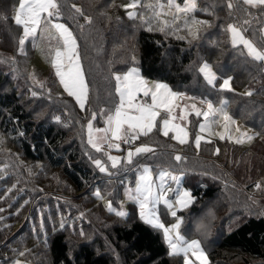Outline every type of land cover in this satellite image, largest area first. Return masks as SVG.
Here are the masks:
<instances>
[{"label": "trees", "instance_id": "trees-1", "mask_svg": "<svg viewBox=\"0 0 264 264\" xmlns=\"http://www.w3.org/2000/svg\"><path fill=\"white\" fill-rule=\"evenodd\" d=\"M128 1L97 0L94 3L92 0H69V2L60 0L63 5L62 19L68 23L78 38L82 64L89 82L90 97L86 110H81L72 97L61 92L53 71L47 73L41 70V73L42 71L47 73L46 85L51 88L52 97L47 99L48 107L42 106L45 111L40 118L38 108L33 102L36 96L33 97L30 91H39L41 95L38 97H41L42 91L39 87L30 85L27 78H16L10 69L7 71L0 67V130L17 142L28 160L46 164L53 169L59 168L81 192L86 185L94 181L95 173L82 159L80 139L85 137L84 126L79 121H75L73 126L61 121L69 112L64 106L70 100L76 106L72 105L73 112H82L84 115L87 110L109 108L118 102L112 73L123 72L134 64L132 60L127 61L128 57L132 58L128 49V38L134 33L139 43L137 64L146 78L164 81L179 91L209 95L216 103L224 99L229 104L233 96H245L243 94L249 89L252 90V95L264 96L263 65L248 57L242 45L234 47L225 30L226 25L235 22L237 16L244 18L243 11H234L230 17L226 0H198L196 12L209 21V25L202 28L197 39L188 37L179 39L176 34L167 30L161 32L155 26L152 31H149L146 25L135 29V23L128 22L126 10L121 7ZM238 2L240 0H233V3ZM73 3L76 5L82 3L85 13L93 17V23L85 25L86 29L83 31L77 27L78 23L83 22V18L73 20L72 15H77L69 7ZM17 4L18 0H0V44L8 50L13 49L16 42L18 47L19 36L22 33V28L15 25L11 18L14 14V6ZM246 7L241 3V8ZM203 8H207L208 11H201L200 9ZM248 10L259 19L252 21L245 34L258 42V30L261 21H264V13L257 8ZM4 16L8 19H2ZM28 49L33 51L30 47L25 48L22 55L26 56ZM203 61L212 64L216 70L215 88L208 85L203 75L198 72V67ZM229 76L232 77L231 88L220 89L219 85L223 79ZM261 99L264 100V97ZM56 116L61 120L56 121L54 119ZM248 123L254 124L251 120ZM100 124H102L101 120L97 125ZM20 132L24 135H19ZM262 143L261 147H252V152L238 150L227 158V161L231 158V165L235 166L231 173L237 183L249 185L264 177V141ZM226 170L227 175L229 170ZM227 181L221 180L219 185L217 183L193 185L191 191L196 200H212L219 193H228ZM14 190L16 189L13 187L11 191ZM239 195L243 199L240 201L241 204L245 202V195L244 197L240 193ZM226 207L227 204H223L220 210ZM192 209L195 212L200 210L195 205ZM248 210L251 211L249 214H244L243 217L235 220L226 231L223 229L221 237L214 242L211 241L212 245L206 243L208 241L204 239L205 235H194L204 243L210 259L209 264H236L233 261H244V264H256L253 263L254 261L264 262V215ZM0 213L5 215V209ZM11 220L5 217L2 226L3 223L6 224ZM3 231L4 228L0 227V233ZM50 235L48 254L51 264H112L108 254L98 252L90 243H83L71 251L66 232L63 230L55 229ZM111 235L116 243L122 246L129 264H171V259L175 257L168 254L169 249L161 229L145 223L139 216L133 218L129 215L127 222L119 223L112 228ZM10 241L0 247L5 249L1 251L10 252L12 244ZM1 258L4 257L0 256ZM28 258L32 257L28 256ZM179 260L183 264L182 255H179Z\"/></svg>", "mask_w": 264, "mask_h": 264}, {"label": "rangeland", "instance_id": "rangeland-1", "mask_svg": "<svg viewBox=\"0 0 264 264\" xmlns=\"http://www.w3.org/2000/svg\"><path fill=\"white\" fill-rule=\"evenodd\" d=\"M92 1L95 3L97 0ZM67 2H69V0H67ZM129 2L130 0L128 3ZM143 2L150 3L154 2V0H143ZM163 2H166V0H163ZM178 2H182V0H178ZM86 3L87 1L85 2V6ZM78 6L85 10L82 3ZM139 11L149 14L146 9H140ZM125 15L127 16L126 13ZM199 15V13L195 12L196 19L205 20ZM72 17L73 20L79 18L77 15H72ZM163 18L171 22L170 15ZM127 19L129 23L131 21L135 23V29H139L142 26L139 20H130L128 16ZM58 22L68 25L62 18ZM81 24H84V20ZM153 26H155V22ZM146 27L148 26L146 25ZM203 27L205 26H200V31ZM84 29H86V26ZM71 30L73 31L72 28ZM170 32L177 36L191 38L183 25H181L179 30ZM56 35L55 30L50 28L38 30L34 43L32 37H29L28 40L25 41L24 49L30 47L33 50L29 51L28 49L26 56L19 52V43L18 47H16L17 42L11 50L6 49L0 44V67L3 70L8 71V69H10L16 78H27L29 84L33 86L39 87L37 81L45 83L43 89L39 87V90L42 91V96L38 97L37 95L36 100H33L38 108V115H41L40 118L45 111L42 106L46 105V107H48L49 101H47V99L52 97V94L50 93L49 95L48 92L50 87L46 85V75L49 71L55 73L51 65V56L54 54L53 50L55 47L58 46V41L55 38ZM74 35L76 36L75 33ZM11 40L13 41V39ZM17 40L18 36L16 38V41ZM127 44L131 57H135V61L130 57L127 58V61L132 60V63H134L128 68L138 67L140 69L137 64L139 43L136 33L128 38ZM12 57L15 59H11ZM210 65L216 73L213 65ZM127 69H125V71ZM41 70L47 73H44V71L41 73ZM141 75L143 76L142 72ZM146 79L149 82L160 81L150 78ZM169 86L172 88L171 85ZM59 88L62 93H66L60 84ZM172 90L186 94V97L179 101L182 105L196 103L198 107L206 109L207 105L200 103L201 98L212 100L209 95L206 96L203 93H189L186 90L179 91L174 88H172ZM38 93L41 95L39 91ZM261 97H264L263 94L233 96L232 99L229 100V104L227 103L228 113L236 120V125L230 126V134L234 138L239 135V133L235 131L236 126H238L242 132L246 131L249 132V134L259 133V135L254 136L252 141L249 142L245 140L244 143L237 144L234 138L231 140L228 139L229 132H225V138L220 139L218 134L225 131L222 118L218 123L212 125L211 135H209L208 131L200 132L199 125L204 122L203 117H196L194 112H190L188 121L186 122V128L189 132L188 142L186 144H180L178 141L172 140L170 137L173 133L171 132L169 137H165L154 129L148 136H141L134 144V146H139L141 144L149 145L153 148V152L134 157L135 163L133 165L127 166V168L118 166V170L112 169L110 162L107 161V157L102 153L96 152V150L87 143V121L91 118V112L93 110L85 111L86 113L84 112V115H82V112H80L81 114L76 111L73 112L72 105L75 106V104L69 100L64 106L66 109H69L68 116L66 117L63 114L64 117L60 120L71 126L74 125L75 121H79L83 124L85 137L80 139V141H82V159L91 167L90 169L93 170V173H95L93 176L94 181L86 185L82 192L74 187L70 179L59 170V168L53 169L46 164L28 160L23 155L17 142L9 138L5 133L3 134V131L0 130V141H2L0 142V209H5L6 212L5 215L0 213V217L3 219L9 217L12 219L6 224L3 223V226V219H0V227L4 228V231L0 233V247L3 244L7 245L10 240V242H12L9 249L10 252L1 251V249H5L0 248V256L4 257L0 259V264H13V260L15 259L26 261L27 264H51L48 254V242L50 241V234L54 233L55 229L66 232L71 251H74L83 243H90L98 252L108 254L112 260V264H129L122 251V246H119L112 237L111 230L115 225L127 222L129 215L133 218L139 216L137 205L125 196L124 188L126 186H135V180L138 174L137 168L145 164L152 166L154 177L158 175L160 169L175 170L177 175L183 170L184 175L181 178L182 187L190 190L193 185L199 186L215 183L219 185L221 180H228V193H219L217 197L212 200L194 199L193 202L185 208H180L175 204V196L172 192L167 193L174 205L172 210L176 211L177 217L182 218V223L179 228L180 234L188 240L198 239L201 241V246L207 255L209 264L210 259L208 251L202 240L194 236L195 234L205 235L204 239L208 241L206 243L212 245L211 241L214 242L219 239L223 233V229L226 231L235 220L243 217L244 214H249L251 211L248 209L264 215V177L257 181L262 184L261 190L254 187L256 182L250 183L249 185L237 183L231 173L235 168L234 165H231L232 159L230 158L227 161V158L231 155L233 156L238 150L240 152L243 150L252 152V147H261V145H263L264 100L261 99ZM73 100L75 99L73 98ZM71 102L73 104H71ZM212 102L217 107L220 104L213 100ZM241 103L244 104L239 106ZM35 105L33 107H35ZM61 107L64 108L62 105ZM230 107H233V111ZM31 109L33 110V108ZM103 109L107 110L108 108L105 107ZM94 111L99 114L100 109ZM239 115L240 118H238ZM100 120L102 124L97 125ZM249 120L253 121L254 124L250 125L248 123ZM176 122L181 123L179 120ZM93 126L100 128L104 127L103 117L98 115L97 119L93 121ZM197 134L204 137V139L201 140L199 149H197L195 145V136ZM121 148L122 151L119 152L113 149L111 154L121 157L126 156L128 145L121 144ZM217 148L220 149L219 154H215ZM175 153L186 156L187 160L177 164L173 159ZM89 156H91L92 159H101L107 162L111 175H109V173L100 172L92 163V160L89 159ZM226 169L229 170L227 175ZM224 178H226V180H224ZM233 185H235V187H233ZM12 186H14L16 190L9 191V189H13ZM167 186L172 188L176 187L171 181H168ZM232 188L234 189L232 190ZM97 189L100 190L102 198L96 197L95 192ZM236 190L238 192H236ZM10 192L12 193L10 194ZM239 193L243 197L245 195V202L241 204L240 201L243 199ZM249 197H252V199H249ZM25 201H28V203L25 204ZM109 201L112 202L111 211L108 208ZM223 204H227V207L226 209L220 210V206H223ZM22 205L23 207H21ZM193 205L199 207L200 210L195 212V210L192 209ZM17 209H19L18 214ZM120 210L127 212L128 215L126 217L118 216L116 212ZM156 212L160 221L165 225L176 223V218L171 216L170 210L167 205L164 204L163 200L156 205ZM81 213H83V216H81ZM62 220L64 223L63 228L60 226ZM69 224H71V226H69ZM201 224L207 226L206 231L201 229ZM81 229L84 232L83 236L80 235ZM5 247L7 248V246ZM25 249L30 250L25 253L27 257L19 256L18 253L20 251H25ZM28 256L32 258H28ZM234 262L236 264H244V261H233V263ZM253 263L264 264L262 261H254ZM171 264H181L179 255L171 259Z\"/></svg>", "mask_w": 264, "mask_h": 264}, {"label": "snow or ice", "instance_id": "snow-or-ice-1", "mask_svg": "<svg viewBox=\"0 0 264 264\" xmlns=\"http://www.w3.org/2000/svg\"><path fill=\"white\" fill-rule=\"evenodd\" d=\"M241 3L247 7L241 8ZM226 6L230 10V17L234 11L239 10L244 13V18L237 16L235 22L226 25L225 30L230 36L232 45L234 47L242 45L246 49L248 57L254 62L264 65V21H261L258 30V42L245 35L252 21L259 19L253 16L248 9L257 8L264 13V0H240L238 3H233V0H226ZM69 7L78 17L83 18L84 24H77L81 31H83L85 25L93 23V17L87 15L82 7L75 3ZM121 7L126 10L130 20H139L142 25L148 26L149 31L154 30V22L155 27L161 32L179 30L183 25L187 29L188 35L192 39H197L200 26L209 25V21L195 18V12L198 10V0H182V2H178V0H166V2L154 0L150 3H144L143 0H130L129 3L123 4ZM62 9L63 5L60 0H18V5L14 6V14L11 18L14 20L15 25L22 28V34L19 36L18 41L19 52L22 54L25 41L32 37L34 43L38 30L48 28L55 30L58 46L55 47L54 54L51 56V65L55 71V76L58 78L64 92L75 99L81 110H86L90 97L89 82L82 64L77 37L66 23L58 22L63 17ZM140 9L148 10L149 14L139 11ZM200 10L208 11L207 8ZM169 15L171 16V22L163 18ZM2 19L7 20L8 17L4 16ZM178 38L185 39L186 37L179 36ZM11 59L14 60L15 58L12 57ZM132 59L135 61V57ZM198 72L203 75L208 85L213 88L216 87L217 75L207 61L200 63ZM112 78L115 82L114 91L118 97V102L112 104L107 110L100 109L99 114L92 111L91 118L87 121V143L96 152L107 157L112 169L118 170V166L127 168V166L135 163L134 157L153 152V148L149 145L134 146V144L141 136H148L154 129L165 137H169L171 132L173 133L170 137L172 140L178 141L180 144H186L189 137L186 122L190 112H194L196 117H203L204 122L199 125L200 132L208 131L211 135L212 125L218 123L222 118L225 131L218 134L220 139L225 138V132H229V140L234 138L230 134V126L236 125V120L228 113V102L226 100H221L217 107L212 100L201 98L200 103L206 104V109L198 107L196 103L182 105L179 101L186 97L185 93L173 91L164 82H149L141 75L138 67H130L123 72L115 71L112 73ZM231 79L232 77L225 78L223 83L219 85L220 89H230ZM37 83L40 88H44V82L37 81ZM30 91L33 97L39 95L37 91ZM48 92L50 95V88ZM252 94V90L249 89L243 95L251 96ZM98 115L103 117L104 127L102 128L93 126V121L97 119ZM54 119L60 121L59 116L54 117ZM178 120L181 123H177ZM235 131L239 133L234 138L237 144H242L245 140L250 142L254 139V136L259 135V133L242 132L238 126H236ZM19 135L22 136L24 133L20 132ZM202 139L204 137L200 134L195 136L197 149H199ZM121 144L128 145L126 156L112 155L111 151L113 149L118 152L122 151ZM219 152L220 149L217 148L215 154H219ZM89 159L92 160V163L100 172L111 175L107 162L101 159H92L91 156H89ZM173 159L179 164L186 161L187 157L175 153ZM137 172L135 186H126L124 194L137 205L140 219L163 231L164 241L168 245L170 256L182 254L183 264H208V258L201 246V241L198 239L188 240L180 234L179 228L182 218L177 217L176 211L172 210L174 205L167 195L168 192H172L175 196V204L180 208L188 207L195 199L190 189L182 187L183 170L177 175L175 170L160 169L158 175L154 177L152 166L145 164L138 166ZM168 181L174 183L176 187L167 186ZM254 187L261 190L262 184L256 182ZM95 195L97 198H102L99 189L96 190ZM249 199H252V197H249ZM161 200L167 205L171 216L176 218V223L165 225L160 221L156 212V205ZM24 203L27 204L28 201ZM108 208L110 211L112 210L111 201L108 202ZM3 211L4 209H0V212ZM18 213L19 209H17ZM116 214L121 217L128 215L123 210L117 211ZM81 216H83V213H81ZM0 219L3 218L0 217ZM60 226L61 228L64 227L63 220ZM200 227L205 231L207 229V226L203 224ZM80 235H84L82 229ZM28 251L30 250L25 249V251H20L18 254L23 257ZM13 264H27V262L15 259Z\"/></svg>", "mask_w": 264, "mask_h": 264}]
</instances>
